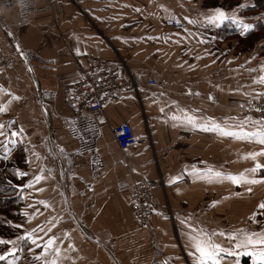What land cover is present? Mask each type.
<instances>
[{"label": "crops", "instance_id": "1", "mask_svg": "<svg viewBox=\"0 0 264 264\" xmlns=\"http://www.w3.org/2000/svg\"><path fill=\"white\" fill-rule=\"evenodd\" d=\"M252 6L248 0H0V46L13 55L11 66H0V106L6 108L0 113V124L5 125L0 130L9 139L11 131L24 130L22 143L16 145L0 136V169L7 165L20 194L14 209L2 211L7 215L0 217V238L14 240L47 225L51 232L46 227L47 234L36 235L44 242L57 237L54 247L61 250L59 256L50 249L36 259L43 252L42 242L36 247L28 239L18 240L19 250L0 264L13 259L16 264H44V259L59 264H162V256L195 264L188 224L209 233L225 232L215 241L238 251L227 234L241 228L239 186L224 199L227 181L209 183L188 172L195 166L239 174L240 141L184 126L171 117L180 115V109L197 110L196 115L232 124L242 95L264 92V84L254 82L264 75V40L243 46L204 20L217 9L238 19L241 10L249 13ZM172 19L187 31L173 33L168 25ZM89 57L124 67L136 81L153 79L158 84L142 83L139 90L118 93L104 107L106 121L75 115L65 99L78 78L76 60ZM123 122L131 124L137 137L126 150L112 133ZM5 146L11 149L7 160ZM41 166L47 179L35 187L44 191L18 187ZM17 169L28 175L18 178ZM157 176L165 179L164 189L154 192L159 209L149 227L141 226L129 207L131 184ZM175 177L180 179L169 183ZM257 205L249 203L248 208ZM211 207L213 217L208 214ZM225 208L228 218L221 216ZM257 215L248 217L255 222L247 225L249 232L264 231V215ZM12 247L0 244V254ZM237 260L253 264L247 255L225 256L221 264Z\"/></svg>", "mask_w": 264, "mask_h": 264}, {"label": "snow or ice", "instance_id": "2", "mask_svg": "<svg viewBox=\"0 0 264 264\" xmlns=\"http://www.w3.org/2000/svg\"><path fill=\"white\" fill-rule=\"evenodd\" d=\"M241 5L240 7H243ZM139 11V9H137ZM186 20H189V23H196V21L190 20L188 17H185ZM204 20L211 25H219L222 24L226 20H231L233 23H236L237 26L243 30L241 34L248 32L249 30L254 28L253 24L244 23L243 21H239L235 15L229 16L223 10L217 9L212 15H208L204 18ZM177 23L179 21L177 20ZM187 31V29H185ZM9 35H12L9 33ZM202 42V41H201ZM17 47H19L17 45ZM23 55V53H21ZM262 71H264V65H261ZM254 82H258L260 84H264V75L258 77L257 80ZM0 91H3L0 88ZM245 95H250V93H244ZM264 97V92L257 93L253 99H260ZM13 99H19V97L13 95ZM175 103V102H174ZM249 105H252V101H248ZM243 107V105H241ZM6 111V108L0 106V113ZM160 111L163 113L164 108L162 107ZM197 110H187V109H180L181 114L176 115L173 114L171 119L173 121H178L180 124L184 126H190L193 129H200L205 132H213L216 133L220 137H230L235 140L239 141H247L249 143H255L260 145L261 147L257 151H249L243 154L242 158L245 160H251L253 162V166L250 168H246L244 171L240 172L239 174H233L231 172H223L220 170H215L213 168H205L200 169L195 166L192 167L191 171L188 172V169H185L189 175L193 176L196 179H202L209 183L212 182H223L229 181L233 185L236 186H248L246 187V191L251 192L252 187L251 185H256L259 183H264V175H259L261 172H264V162L261 161L260 158H264V116H261L259 119H253L251 116L245 117L243 120L236 121L235 123L229 124L227 122H220L215 120L212 117H203L196 115L195 112ZM255 111L257 112H264V107H255ZM235 119V118H232ZM14 123V122H13ZM173 126H177L175 123ZM5 125L0 124V129H4ZM24 130L21 127L19 131H11L9 139L6 136L5 131L0 130V136H4L5 139L8 140V143L11 145H16L22 143V137ZM27 151V149H25ZM51 151V150H50ZM11 149L5 146V155L3 159L7 160L8 156L10 155ZM60 152L63 153L64 149L60 148ZM36 159H41L38 153L32 154ZM31 163V160L27 161ZM44 166L39 168V172L35 174L32 179L28 180L27 184L20 185L18 187L21 188H33L37 192L44 191L43 188H36L35 185L39 184L41 181L46 180L47 177L44 175ZM16 175L18 178H22L27 176L28 173L22 172L20 169L16 170ZM48 175H51V169L48 171ZM180 177H175L169 181V183H174L179 180ZM239 195V193H236ZM39 204L44 205L45 208L51 207V205L45 201L40 200L38 201ZM29 207H33V205H29ZM259 209L264 210V202L258 205ZM38 212L39 209H36ZM25 216H29L28 212L23 213ZM264 215V212L260 213ZM11 223V222H9ZM51 223V221H48ZM186 223V221L184 222ZM15 227L22 228L23 225H14ZM55 227V224L52 225ZM45 226L37 225L36 228H33L31 232H25L24 235L16 237L14 240H5L0 238V244H11L13 247L5 252L4 254H0V261L6 260L9 256H14L16 251L19 249L15 246L18 240L28 239L31 241L33 245L36 247H41V244H38L37 241L42 242L43 252L35 257L36 259H40L41 257L45 256L50 249L56 254V256L60 255V248L54 247L57 237L49 236L46 242L43 241V237L36 235L37 231L45 232ZM189 231L187 233L188 237V247L192 249L190 255L194 257L195 264H221L222 260L225 256H250L253 260V264H264V247H261L258 251L255 249V246L261 245L264 246V231L260 232H249L245 231L244 229H240L231 233H228V239L230 241L235 242V249L238 251H234L231 247L222 246L220 243L216 242L214 237L225 236L226 233L223 231L220 232H212L209 233L204 229L194 228L191 224H188ZM51 228L47 227V232H51ZM45 232V234H47ZM251 247L252 250H249ZM32 249H29L31 251ZM8 264H16L15 260H9ZM44 264H59L57 259H52L51 261L44 259ZM236 264H240V261L237 260Z\"/></svg>", "mask_w": 264, "mask_h": 264}, {"label": "built area", "instance_id": "3", "mask_svg": "<svg viewBox=\"0 0 264 264\" xmlns=\"http://www.w3.org/2000/svg\"><path fill=\"white\" fill-rule=\"evenodd\" d=\"M169 23L170 27L178 31L183 29V25L175 20H170ZM17 52L21 53L19 50ZM12 64V53L0 46V66L6 67ZM76 71L78 78L71 86L65 103L75 115L88 114L96 122L106 121L104 107L107 103L112 102L118 93L126 92V90L136 91L139 85L124 67L114 66L108 61L98 58H90L83 62L76 60ZM146 84L147 86H154L155 81L149 79ZM247 100L252 101V105H249L247 101L251 113L259 118L264 116V112L255 111V107H264V97L260 99L248 97ZM112 133L121 150H126L137 142L133 127L129 122L115 125L112 128ZM159 181L163 185L162 178L157 180L142 178L131 184L129 207L133 217L142 226L149 227L152 215L159 209V202L154 193L156 188L161 187L158 185ZM161 262L162 264H178L167 256H162ZM182 264L190 263L185 258Z\"/></svg>", "mask_w": 264, "mask_h": 264}, {"label": "rangeland", "instance_id": "4", "mask_svg": "<svg viewBox=\"0 0 264 264\" xmlns=\"http://www.w3.org/2000/svg\"><path fill=\"white\" fill-rule=\"evenodd\" d=\"M248 1L250 2V5L256 6V4H257V0H248ZM256 8H257L256 9L257 12L255 10L253 12L249 11V13H245L244 11L241 10V13L239 15V18H238L239 21H243L244 23H250V24L254 25V28L249 30L248 32H246L244 34H241L243 32V30L240 29L237 26L236 23H233L232 21L227 23L231 29H234V32H233L234 33L233 34L234 40H237V42L242 44L243 46H253L252 44H255L257 41L264 40V29L262 27L263 24H264V6L261 5V6H257ZM250 14H252L253 16L250 15ZM172 20H175V19H172ZM175 21H177V20H175ZM179 23H181L183 25V29L179 30V31L169 26L171 31L173 33H175V34L183 33L185 31L184 30L185 29V25L182 22H180V21H179ZM168 25H170V23H168ZM219 26H220V24H219ZM252 30H255V31H252ZM216 33H219V32L217 31ZM203 35H204V38H205L206 41H210L211 40V35L209 33H203ZM244 35H246V36H244ZM225 37H229V36H225ZM260 51H262V49H260ZM88 59H90V57L89 58H85V59H77V60L80 61V62L81 61L83 62L84 60L87 61ZM147 81H144V82L137 81L138 84H139L137 90L142 88V85H143L142 83H144V85L146 86L147 85L146 84ZM154 81H155V85L154 86H148V87L157 86L158 82L156 80H154ZM247 93H250V95L243 94L242 97L239 100V104L237 105V107L235 108V110L233 112V117H235V119L237 121L243 120L247 116H251L253 119H259V117L257 115H255L254 113H251L249 111L248 106H247V101H248L247 98L248 97H254L259 92H247ZM241 105H243V107H241ZM42 109H45V106H43ZM251 148H253V149H255L257 151V150H259L260 145L255 144V143L250 144L247 141H240V150H239V152H240V172L244 171L246 168H250V167L253 166V162L251 160H245V159L242 158L244 153L252 151ZM260 159H261L262 162L264 161L263 158H260ZM160 178H162V180H163L164 177L157 176V177L153 178V180H157V179H160ZM164 181H165V179H164ZM164 181H163V185L161 184L160 181L158 182V185L161 186V187H158V188H162V190L164 189V185H165ZM232 185L233 184L231 182L227 181V183H225V185L223 186V192H224V196H225L224 199H226L227 197L231 196V194H232L231 190L232 189H234V191H233L234 193L236 191L239 192L240 200H241L242 205H243V206L240 207V223H241L240 224L241 225L240 229H244L245 231H248L249 228H248L247 225L248 224H250V225H254L255 224V222L253 220H251L249 222L248 217L249 216H254V215H257V214L261 215L260 213L264 212V210L259 209V207H258V205L260 203L264 202V183L251 185L250 186V187H252V191L251 192L246 191V187H248V186H239V187L236 188V191H235V186L236 185H234V187ZM255 202L258 204L256 206V209L255 208L254 209L248 208L249 207L248 206L249 203H255ZM212 209H214V208L211 207V209L210 208L208 209L209 217H213V215H214V213H213L214 210L212 211ZM224 210H225V212H224L225 215H221V216L224 217V218H226L227 216L230 217V215H226L228 213L227 209L225 208ZM254 212H256V214H254ZM167 213H168L169 216H171V212H167ZM6 215H7V212L0 211V217H4ZM258 215L256 216L257 218H258ZM260 219H261V221H263L262 218H260ZM256 226L258 227L259 224L257 223ZM261 226H263V225H261ZM224 229H226V227H224ZM210 230L213 231V232L215 231L214 229H209V231ZM219 230H221V227H219Z\"/></svg>", "mask_w": 264, "mask_h": 264}, {"label": "trees", "instance_id": "5", "mask_svg": "<svg viewBox=\"0 0 264 264\" xmlns=\"http://www.w3.org/2000/svg\"><path fill=\"white\" fill-rule=\"evenodd\" d=\"M261 5L264 6V0H257L256 6L249 7L247 8V10L253 12L257 9V6ZM228 22V20L224 21L222 24H220L219 28L223 36L230 37L234 34V29H231L229 27V25L227 24ZM262 27H264V24ZM7 168V165H5L4 169H0V211L9 210L11 208L14 209V204L18 201L20 197L16 183L10 180L6 173ZM15 206L17 208V205Z\"/></svg>", "mask_w": 264, "mask_h": 264}, {"label": "bare ground", "instance_id": "6", "mask_svg": "<svg viewBox=\"0 0 264 264\" xmlns=\"http://www.w3.org/2000/svg\"><path fill=\"white\" fill-rule=\"evenodd\" d=\"M78 74V73H77Z\"/></svg>", "mask_w": 264, "mask_h": 264}]
</instances>
